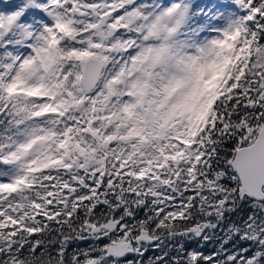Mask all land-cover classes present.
I'll return each instance as SVG.
<instances>
[{"label":"snow or ice","instance_id":"1","mask_svg":"<svg viewBox=\"0 0 264 264\" xmlns=\"http://www.w3.org/2000/svg\"><path fill=\"white\" fill-rule=\"evenodd\" d=\"M0 264H264V0H0Z\"/></svg>","mask_w":264,"mask_h":264},{"label":"trees","instance_id":"2","mask_svg":"<svg viewBox=\"0 0 264 264\" xmlns=\"http://www.w3.org/2000/svg\"><path fill=\"white\" fill-rule=\"evenodd\" d=\"M209 248L211 247V246H208Z\"/></svg>","mask_w":264,"mask_h":264}]
</instances>
